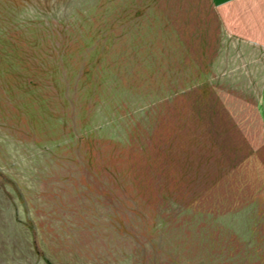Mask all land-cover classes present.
<instances>
[{"label":"rangeland","instance_id":"rangeland-1","mask_svg":"<svg viewBox=\"0 0 264 264\" xmlns=\"http://www.w3.org/2000/svg\"><path fill=\"white\" fill-rule=\"evenodd\" d=\"M207 0H0V264H264V127ZM224 53V47L223 51Z\"/></svg>","mask_w":264,"mask_h":264},{"label":"crops","instance_id":"crops-1","mask_svg":"<svg viewBox=\"0 0 264 264\" xmlns=\"http://www.w3.org/2000/svg\"><path fill=\"white\" fill-rule=\"evenodd\" d=\"M207 1L221 35L214 57H261L258 75L249 69L246 84L231 83L227 90L254 95L249 109L257 125L264 127V0Z\"/></svg>","mask_w":264,"mask_h":264}]
</instances>
